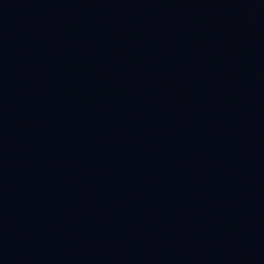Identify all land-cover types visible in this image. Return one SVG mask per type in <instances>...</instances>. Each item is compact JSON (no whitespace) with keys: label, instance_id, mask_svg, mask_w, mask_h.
<instances>
[{"label":"water","instance_id":"1","mask_svg":"<svg viewBox=\"0 0 264 264\" xmlns=\"http://www.w3.org/2000/svg\"><path fill=\"white\" fill-rule=\"evenodd\" d=\"M0 264H264V0H0Z\"/></svg>","mask_w":264,"mask_h":264}]
</instances>
